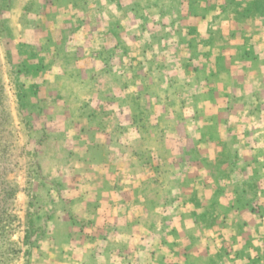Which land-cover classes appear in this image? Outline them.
I'll list each match as a JSON object with an SVG mask.
<instances>
[{
	"label": "crops",
	"instance_id": "0c3cea01",
	"mask_svg": "<svg viewBox=\"0 0 264 264\" xmlns=\"http://www.w3.org/2000/svg\"><path fill=\"white\" fill-rule=\"evenodd\" d=\"M87 1H68L70 18L78 24H69L59 31V41L51 46L50 64L35 70L32 82H28L40 90L48 88L57 104L65 101L64 113L84 119L79 137L75 135L81 151L68 154L77 166L67 174L73 186L69 188L70 203L62 208L70 226L82 232L78 242L69 239L71 247L81 250L77 264H264V11H247L241 3L231 5L227 0H176L175 9L170 10L166 0H126L134 7L129 9L130 20L139 15L136 4H158L153 15L159 24L158 37L165 40L169 29L194 36L202 48L200 54L193 50L197 66L205 65L211 72L232 73L236 56L239 63L247 66L242 59L248 48L245 36L258 34V45L249 44L258 49V69L262 67L258 70V106L244 111L245 116L258 118L254 125L258 132L255 136L242 135V131L253 127L249 122L240 128L227 122L224 138L193 140L194 157L185 169L176 155L140 158L129 144L126 143L125 153L118 147L119 131L136 132L140 127L134 108L128 106L119 111L102 102V81L97 72L102 66L103 46L96 37L97 28H88L87 21L90 17H104V11L96 3L101 0H94L91 8H86ZM143 11V17L152 15ZM50 17L56 20V13ZM143 27L145 36L154 31L146 24ZM215 35L221 40L215 41ZM84 37L86 42L80 41ZM136 43H129V49L145 55L150 45L139 48ZM59 45L66 47L62 60L56 52ZM90 49L93 56H87ZM213 50L218 56L212 54ZM161 63L159 60L164 84L166 64ZM146 64L143 58L142 64L136 62L133 67ZM237 69L242 68L239 65ZM240 71L242 80L235 81L234 88L246 82L247 70ZM62 75L68 77L70 94L60 92L58 79ZM90 84L94 87L86 89V93L75 87ZM111 87L119 89L116 83ZM121 93L125 99L131 98L130 94ZM136 96L133 98L146 97ZM73 100L81 103L80 110L69 104ZM233 113L234 108L228 109L229 117ZM124 114L128 122L122 121ZM203 127L194 124L201 132ZM230 132L235 133L234 138ZM216 145L237 146L238 151L235 149L232 157L215 155L209 148ZM71 258L77 259L72 254Z\"/></svg>",
	"mask_w": 264,
	"mask_h": 264
},
{
	"label": "rangeland",
	"instance_id": "374dc122",
	"mask_svg": "<svg viewBox=\"0 0 264 264\" xmlns=\"http://www.w3.org/2000/svg\"><path fill=\"white\" fill-rule=\"evenodd\" d=\"M68 1L0 0V264H77L81 257V250L71 247L69 239L78 242L82 232L70 226L62 208L69 205V188L73 186L67 174L77 166L68 154L72 150L81 151L75 135L79 137L84 119L64 113L65 101L57 104L48 88L40 90L35 83H28L36 75L35 70L50 64L51 46L59 41V31L69 24H78L70 18ZM101 1L96 3L102 6L104 17H90L87 25L97 28L96 37L103 46L102 66L97 72L102 81V102L119 111L128 106L134 108L140 127L136 132L119 131L118 147L123 153L127 143L140 158L176 155L188 169L194 157L193 140L224 138L227 122L236 128L249 122L253 127L242 131V135L255 136L258 118L245 116L244 111L258 106V70L262 67L258 69V49L249 47L258 45V34L245 36L248 48L242 59L247 66L239 63L236 56L232 60L235 66L232 73L214 70L212 75L214 71L206 70L205 65L197 66L195 52L202 53V48L194 36L169 29L165 40L158 37L159 24L153 16L158 4H136L139 15L130 20L127 17L133 6L126 0ZM227 3H241L243 9L256 13L264 11L263 1L227 0ZM94 4V0H88L86 8ZM165 5L170 10L177 3L166 0ZM143 10L152 15L143 17ZM54 12L56 20L52 21L50 16ZM144 24L154 30L149 37L142 32ZM85 39L80 41L86 42ZM214 40L221 39L215 35ZM134 42L139 48L150 45L145 55L129 49V43ZM56 50L60 60L66 57V47L59 45ZM92 52L90 49L87 56H93ZM217 53L212 52L215 56ZM143 58L145 66L133 67L136 62L142 64ZM159 60L166 64L164 84ZM239 65L247 70L248 76L243 86L234 88V82L242 80ZM68 81L65 75L58 79L63 95L70 94ZM112 83L118 84L119 89L112 88ZM75 87L86 93L94 85ZM120 91L131 98L125 99ZM141 94L146 97L133 98ZM69 104L79 110L82 107L79 101ZM231 108L234 113L229 117L227 112ZM121 119L128 122L125 114ZM111 120L114 122L109 117ZM195 123L203 124L204 131L194 128ZM158 124L162 126L156 127ZM230 133L234 138L235 133ZM235 149L238 151L237 146L209 148L211 153L225 157H232ZM71 254L77 259L71 258Z\"/></svg>",
	"mask_w": 264,
	"mask_h": 264
}]
</instances>
